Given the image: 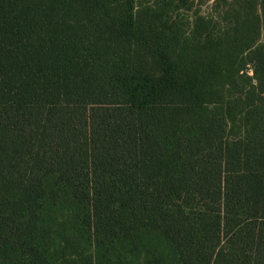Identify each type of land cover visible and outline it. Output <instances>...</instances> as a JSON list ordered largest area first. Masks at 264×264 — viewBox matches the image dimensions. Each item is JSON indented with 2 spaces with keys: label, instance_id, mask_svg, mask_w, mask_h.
I'll return each instance as SVG.
<instances>
[{
  "label": "trees",
  "instance_id": "obj_1",
  "mask_svg": "<svg viewBox=\"0 0 264 264\" xmlns=\"http://www.w3.org/2000/svg\"><path fill=\"white\" fill-rule=\"evenodd\" d=\"M0 0V264H264V0Z\"/></svg>",
  "mask_w": 264,
  "mask_h": 264
},
{
  "label": "rangeland",
  "instance_id": "obj_2",
  "mask_svg": "<svg viewBox=\"0 0 264 264\" xmlns=\"http://www.w3.org/2000/svg\"><path fill=\"white\" fill-rule=\"evenodd\" d=\"M216 1L217 0H190V4H188L190 10H182L180 13L183 22L187 24V30L191 28V24L197 14L214 18L215 22L222 28H226L228 23L221 19L222 12H224L226 5L220 4V6H218ZM231 2L232 0H229L228 4Z\"/></svg>",
  "mask_w": 264,
  "mask_h": 264
}]
</instances>
